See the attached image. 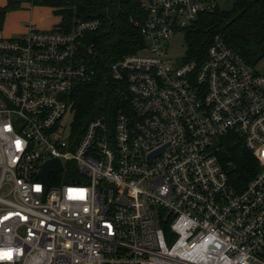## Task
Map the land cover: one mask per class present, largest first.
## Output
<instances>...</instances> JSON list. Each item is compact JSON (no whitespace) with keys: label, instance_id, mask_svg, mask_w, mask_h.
<instances>
[{"label":"built area","instance_id":"2783aa9c","mask_svg":"<svg viewBox=\"0 0 264 264\" xmlns=\"http://www.w3.org/2000/svg\"><path fill=\"white\" fill-rule=\"evenodd\" d=\"M140 5L142 49L109 66L124 107L80 131L99 19L0 37V264H264V67L219 36L200 63L169 56L217 0ZM231 137L258 165L240 189L219 160Z\"/></svg>","mask_w":264,"mask_h":264},{"label":"trees","instance_id":"16d2710c","mask_svg":"<svg viewBox=\"0 0 264 264\" xmlns=\"http://www.w3.org/2000/svg\"><path fill=\"white\" fill-rule=\"evenodd\" d=\"M23 2L50 8L65 30L76 19L101 22L88 36L93 43L90 61L95 74L73 96V125L80 131L94 117L124 107V84L111 78L109 66L113 59L135 53L144 45L135 25L146 18L140 0H7L0 8V23L7 11L21 8ZM183 31L185 61L200 63L211 40L219 36L250 67L264 62V0H217L213 11L198 15ZM219 151L229 181L236 189L244 187L258 170L253 155L234 137L223 141Z\"/></svg>","mask_w":264,"mask_h":264},{"label":"rangeland","instance_id":"374dc122","mask_svg":"<svg viewBox=\"0 0 264 264\" xmlns=\"http://www.w3.org/2000/svg\"><path fill=\"white\" fill-rule=\"evenodd\" d=\"M7 0H0V8H4ZM60 22L59 17L56 16L50 8L44 6H33L29 2H23L21 8L16 10H10L5 13V16L0 23V37H16L15 35L4 34V29L8 25H25V30L29 25L34 26L36 29L48 30L53 26L58 25ZM168 54L171 56L175 63L180 64L184 60L185 46L181 37H176L168 44ZM264 62L258 63L256 69H262ZM70 114H67L62 118L61 124H65L69 121ZM60 182H67L65 179H60Z\"/></svg>","mask_w":264,"mask_h":264},{"label":"water","instance_id":"95a60500","mask_svg":"<svg viewBox=\"0 0 264 264\" xmlns=\"http://www.w3.org/2000/svg\"><path fill=\"white\" fill-rule=\"evenodd\" d=\"M61 169L59 160H50L42 164L40 168V178L46 182L48 174L51 172H56Z\"/></svg>","mask_w":264,"mask_h":264},{"label":"crops","instance_id":"0c3cea01","mask_svg":"<svg viewBox=\"0 0 264 264\" xmlns=\"http://www.w3.org/2000/svg\"><path fill=\"white\" fill-rule=\"evenodd\" d=\"M15 24H17V23H15ZM15 24L14 25H8L5 27L4 34L6 36L15 35L17 37V36L22 35L26 31L25 25L21 26V24L20 25H15Z\"/></svg>","mask_w":264,"mask_h":264}]
</instances>
